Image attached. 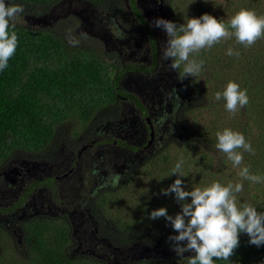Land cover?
Here are the masks:
<instances>
[{
  "label": "flooded vegetation",
  "instance_id": "1",
  "mask_svg": "<svg viewBox=\"0 0 264 264\" xmlns=\"http://www.w3.org/2000/svg\"><path fill=\"white\" fill-rule=\"evenodd\" d=\"M155 18L172 21L169 0H56L22 15L26 27L51 30L65 44L75 38L97 53L117 77V95L81 133L62 123L37 154L0 159V264L20 263L33 254L38 238L54 240L61 227L72 251L113 262L133 258L142 248L155 255L172 247L162 236L120 243L99 207V197L123 176L168 142L194 134L183 119L197 91L162 60L167 34L153 26Z\"/></svg>",
  "mask_w": 264,
  "mask_h": 264
},
{
  "label": "trees",
  "instance_id": "2",
  "mask_svg": "<svg viewBox=\"0 0 264 264\" xmlns=\"http://www.w3.org/2000/svg\"><path fill=\"white\" fill-rule=\"evenodd\" d=\"M55 1L5 0L9 4L22 5L23 14L45 10ZM189 2L196 10V17L208 13L226 23L241 8L252 9L258 15H264V0ZM212 5L218 8H212ZM261 6L263 8L260 13L258 9ZM172 13L173 19L178 20L175 11L172 10ZM181 23L182 21L177 25ZM11 31L16 32L18 45L8 66L0 71V159L3 160L14 152L37 154L50 143L54 128L59 124L77 121L85 127L93 119L95 112L115 104L117 95L113 87L117 77L112 75L113 71L109 65L92 49L71 40L65 44L61 36L51 30L42 31L26 27L22 24V16L16 27L10 28ZM232 45L236 47L233 42ZM239 47V55L236 57L241 65L232 70V77L239 76L236 83H239L242 90H247L249 102L243 108L244 114L242 116L239 113L243 109H238L235 114L227 111L225 100L219 103L211 102L210 106H219V110L224 114V122L235 123L232 130L242 133L250 142L254 154L244 152L242 164L249 167L251 174L264 177V43L259 56L253 50L255 46L248 50L254 51L251 54H247V47ZM210 50L212 48L202 50L197 57L207 61V66L211 63ZM229 67L230 64L223 66L224 69ZM182 69L183 65L180 72ZM211 70L213 72V69ZM199 78L200 74L195 77L189 75L183 80L187 86L192 87ZM197 95L196 102L200 98V91H197ZM206 95L209 99L215 98L212 92H206ZM206 108L208 107L197 109L200 116ZM207 111L209 119L191 117L190 124L184 120L194 133L193 141H187L188 148L177 145L184 140L168 142L157 154L145 160L139 169L123 176L115 187L99 197L101 217L106 229L108 232L114 229L113 233L118 234L120 243L131 244L139 239L156 241L161 236L166 243L170 242L169 225H164L161 218L149 220L147 217L152 210L160 207H166L170 215L178 213L176 206H170L175 194L164 195L161 190L177 178L178 174L171 172L181 158L184 160L182 170L186 176L182 179L186 190L194 187V177L189 170L193 169L190 161L193 162L194 168L204 175H224L229 169V175L232 172L239 173L242 167H234L225 153L220 151L218 159L215 154L208 153L201 145L202 142L198 141L202 137L209 144H217L216 133L222 132L220 128L214 127L217 122L216 113L213 115V110ZM254 129L255 132H251ZM206 130L213 138L207 135ZM189 149L192 150L191 154ZM230 166L233 168H229ZM236 182H242L244 185L243 191L237 194L241 204L251 203L258 211H264V180L253 183L240 177V180L233 183ZM239 239L240 244L230 257L231 264H264V245L257 247L250 244L245 233H241ZM71 243L67 232L61 227L54 240L42 242L38 238L32 247L33 254L23 257L18 264H188L190 256H178L181 257L178 259L181 262L171 258L143 259L133 263H125L123 260L113 262L112 259L106 260L84 253L72 256ZM230 261L217 260L215 264H230Z\"/></svg>",
  "mask_w": 264,
  "mask_h": 264
},
{
  "label": "clouds",
  "instance_id": "3",
  "mask_svg": "<svg viewBox=\"0 0 264 264\" xmlns=\"http://www.w3.org/2000/svg\"><path fill=\"white\" fill-rule=\"evenodd\" d=\"M23 13L22 5L0 0V71L8 66L10 58L16 52L18 37L15 31L10 32V28L16 27ZM152 23L167 34V41L161 46L162 60L170 61L169 67L172 71L180 70L183 65L182 72L178 71L180 80L202 73L204 60L197 58L202 50L210 49L222 40L232 37L238 44L250 47L264 37V15H258L256 11L246 8L237 11L227 23L208 13L188 18L186 23L179 26L164 18H155ZM227 54L238 56L239 52L229 48ZM221 97L226 101L227 111L233 114L249 102L247 90H242L233 81L228 82L223 93H215L216 100ZM58 136L61 137L59 133L57 138ZM216 137V148L227 155L234 167L243 163L244 152L254 154L250 142L238 131L225 128L222 132H217ZM183 164L184 160L181 158L171 172L178 174L177 178L161 190L164 195L175 194L176 201L181 204V211L172 216L166 207H160L152 210L147 217L149 220L163 217L171 224L178 234L170 235L168 240L177 255L182 257L186 252L192 253L188 257V264L230 261L240 244L241 233L248 235L250 244L257 247L264 245V211H258L251 203L239 202L237 194L243 191V183L230 181L222 184L213 181L208 186L186 190L182 179L186 176L182 170ZM239 176L242 180L253 183L264 180V177L251 174L248 166L240 168ZM116 180H119V176Z\"/></svg>",
  "mask_w": 264,
  "mask_h": 264
},
{
  "label": "rangeland",
  "instance_id": "4",
  "mask_svg": "<svg viewBox=\"0 0 264 264\" xmlns=\"http://www.w3.org/2000/svg\"><path fill=\"white\" fill-rule=\"evenodd\" d=\"M169 3L171 6V9L173 11H175V14L177 15L178 20H174V19L172 20L176 24L180 23V21H182L181 24H184V23H186L188 18L196 17V10L194 7H192V4L189 2V0H169ZM212 8H218V7L216 5H212ZM262 8H263V6H261L258 9V11L260 13L262 12ZM71 42H77V40L75 38H72ZM232 42L236 47H233ZM262 43H264V39L262 41H261V39H259L256 41L255 44H253L252 46L247 47L245 49H246V51H248L250 48L255 46L253 48V50L256 53H258V56H259L261 54V51H262V49H261ZM239 46H244V45L238 44L236 42L235 38L232 37V38L227 39V40H222V44L219 45V43H218L212 47V50H210V52H211L210 53V62L211 63L209 62L210 65L207 66V61L204 60L203 71L200 74V78L198 79V82H195V84H194L196 90L200 91V94H201L200 98L197 99V102L194 101V103H191L188 106V108L185 110L186 118H184L183 120H185L186 122H188L190 124L192 122L191 117H195L196 119L197 118L209 119L210 116H209L208 111H207L209 109V110H213V113H214L213 115H215V113H216L215 116L217 117V122H216V124H214L215 128H220L221 131H223L225 128H230V127H231L230 129L234 128L233 124H235V123H233V122L231 123L230 121L224 122V120H223L224 114L222 113L221 109L219 110V106H210L211 102L219 103V101H224L223 97H221L220 100H216L215 98L209 99V97H207V95H206V92H208L209 94H211V92H212V93H214V95L218 91L223 93V91L226 88L229 81L237 82L239 80V76H237V75H236L237 78L232 77L233 76L232 70L240 67V65H241L240 60L238 61V57H236V55L229 56L227 54V51L229 48H232L234 52H239V48H240ZM254 51H248L247 54H251ZM250 59H251V57H250ZM250 59H248V60H250ZM226 64H230V67L224 69L223 66H225ZM211 69H213V72ZM194 86H192V87H194ZM205 107H208V108H206L207 110H202V116H200L197 109L198 108H205ZM190 110H192L193 112ZM239 113L242 114V116H243L244 109L241 110ZM92 120L85 127L82 126V123H81V125L78 124L77 121L76 122H70V124H68V125L73 130V133H75V132L81 133L82 131H84V129L87 126H90ZM230 123H231V125H230ZM252 128L253 127H251V129ZM74 129H76L77 131H74ZM251 132H255V129L252 130ZM206 133L208 136L213 138V136L210 135L208 130H206ZM59 135H64L60 129H59ZM187 141H193V137L192 136L186 137V138H184V141H182L181 143H179L177 145H180V147H183V148H188L189 144L187 143ZM198 141L202 142L201 145L205 148V150L208 153L210 152V153L215 154V157H217L219 159L220 151L216 148V143L209 144L202 137L200 139H198ZM188 152H189V154H191L192 150L189 149ZM188 161H190V160H188ZM190 163H191V166L193 167V169H189V170H190V174L193 175V177H194V187H197V186L205 187V186L210 185L213 181H219L222 184H227L229 181L235 182V181L240 180L239 173L237 174V172H232L231 175L228 174L231 171L230 169L227 170L224 175H216V174L215 175H204V174H202V172L199 169L194 168L192 161H190ZM244 166H247V165L242 164V165L238 166V168L244 167ZM229 168H233V167L230 166ZM188 186H189V184H188ZM190 199L191 198L189 197L188 198L189 202H190ZM170 206H173V207L176 206V208L178 209V212L181 211V204L178 203L176 201V199H174L173 201L170 202ZM172 216H175V215H172ZM161 222L164 225L165 224L167 226L169 225V227H170L169 231H171V235L178 234L172 228L171 224L165 220V218L161 217ZM158 252H159V254L152 255V253L148 254V253L144 252L142 249V252H140V251L137 252L133 258H127V260H123V261H126L125 263H133V262L141 261L143 259L149 260V259H153V258H155V259L156 258H159V259L171 258L172 260H176V261L178 260L175 258V256L168 255L167 253H166V255H162V254H160L162 251H158ZM71 255L72 256L77 255L76 249L71 251ZM178 261H180V260H178Z\"/></svg>",
  "mask_w": 264,
  "mask_h": 264
},
{
  "label": "water",
  "instance_id": "5",
  "mask_svg": "<svg viewBox=\"0 0 264 264\" xmlns=\"http://www.w3.org/2000/svg\"><path fill=\"white\" fill-rule=\"evenodd\" d=\"M40 18H38L37 19V21L39 20ZM143 249V251L144 252H146L145 251V249L144 248H142ZM116 250V248L114 247V251ZM160 250L162 251L160 254H162V255H166V253L168 254V255H174V253H175V251L173 250V248L172 247H169V246H166L165 248L164 247H162V248H160ZM157 253H159L158 251H157ZM189 255H191L192 253H188ZM184 255V254H183Z\"/></svg>",
  "mask_w": 264,
  "mask_h": 264
}]
</instances>
